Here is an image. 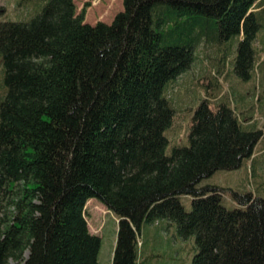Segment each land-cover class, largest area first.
Here are the masks:
<instances>
[{
	"label": "trees",
	"instance_id": "1",
	"mask_svg": "<svg viewBox=\"0 0 264 264\" xmlns=\"http://www.w3.org/2000/svg\"><path fill=\"white\" fill-rule=\"evenodd\" d=\"M248 3L122 0L110 24L90 25L74 0H22L26 18L0 20V264H98L89 199L118 219L111 264H137V234L158 221L193 236L191 264H264V198L200 185L239 169L264 132L205 97L187 144L166 154L168 84L202 40L231 41L233 73L250 78L264 0L244 17Z\"/></svg>",
	"mask_w": 264,
	"mask_h": 264
},
{
	"label": "rangeland",
	"instance_id": "2",
	"mask_svg": "<svg viewBox=\"0 0 264 264\" xmlns=\"http://www.w3.org/2000/svg\"><path fill=\"white\" fill-rule=\"evenodd\" d=\"M22 0H0V20H23L29 11ZM79 14L84 8L85 23L110 24L114 16L122 11V0H74ZM86 5H88L86 7ZM261 9L260 0H249L244 17ZM250 16V17H251ZM248 17V16H247ZM261 28L254 42V68L248 80H240L233 73V52L235 46L226 41L218 48L211 42L202 40L195 50V61L190 69L168 84V96L176 111L174 121L166 132L169 140L166 154L174 145H186L193 110L205 97L212 106L226 101L235 110L244 126L261 129L264 132V12L259 15ZM222 49H225L224 51ZM226 49L230 51L226 55ZM2 67L0 64V98ZM201 186L212 185L229 188L238 192H251L264 198V137L256 145L254 154L234 171H217L204 179ZM96 206H100L95 199ZM190 196H179L185 211L191 210ZM222 204L232 209L236 204L228 194L222 197ZM102 205V204H101ZM92 204L85 206V217L91 234L100 238L97 257L98 264H111L116 242L118 219L104 207ZM161 230H164L160 232ZM137 264H191L197 248L193 236L178 237L174 223L163 225L161 221L144 223L137 234Z\"/></svg>",
	"mask_w": 264,
	"mask_h": 264
},
{
	"label": "crops",
	"instance_id": "3",
	"mask_svg": "<svg viewBox=\"0 0 264 264\" xmlns=\"http://www.w3.org/2000/svg\"><path fill=\"white\" fill-rule=\"evenodd\" d=\"M87 204H90V205L92 204V205L94 206V200L89 199V200L86 202V205H87ZM96 204H97V203H95V206H94V207H98L99 209H103V210H104V207H103L100 203H99L100 206H96ZM86 205H85V206H86ZM162 223H164V222H162ZM162 231H164V230H161L160 232H162Z\"/></svg>",
	"mask_w": 264,
	"mask_h": 264
}]
</instances>
